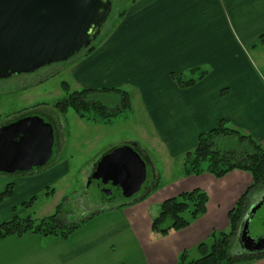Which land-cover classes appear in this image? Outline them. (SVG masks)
I'll return each mask as SVG.
<instances>
[{"label":"crops","instance_id":"1","mask_svg":"<svg viewBox=\"0 0 264 264\" xmlns=\"http://www.w3.org/2000/svg\"><path fill=\"white\" fill-rule=\"evenodd\" d=\"M138 1L104 42L67 67L75 81L103 92L137 87L145 115L172 145L194 149L198 136L224 119L264 146V0ZM173 73L197 80L181 87ZM62 153L36 172L0 173V192L14 185L13 196L0 202V224L69 173ZM252 182L249 172L238 169L222 178L184 175L158 202L161 208L182 192L206 191V213L188 227L152 234L159 213L151 210V195L159 186L144 200L99 209L66 239L32 232L0 238V264H175L183 252L197 259L199 244L209 242L213 231L228 230L229 212ZM247 264H264V258Z\"/></svg>","mask_w":264,"mask_h":264},{"label":"rangeland","instance_id":"2","mask_svg":"<svg viewBox=\"0 0 264 264\" xmlns=\"http://www.w3.org/2000/svg\"><path fill=\"white\" fill-rule=\"evenodd\" d=\"M134 2L135 0H113L111 13L92 44L93 46L97 47L113 33L122 22L124 13L134 5ZM85 51L86 49L82 50L69 61L48 65L34 73L17 74L0 79V126L20 119L21 116H37L43 119L44 122L53 125L55 133L53 156L48 164L58 156L59 149L63 152L62 159H67L70 163L69 173L63 179L57 180L51 187L37 194H32L35 198L30 196L23 201L17 207L14 217L30 216L39 221L54 214L60 204H65L67 212L64 213V217L68 220H79L104 208L105 206H96L104 202H102L96 182L88 181L85 173L94 170L103 151L115 146L138 143L149 158L146 166L149 172L148 181L145 185L149 181L152 183L151 187L146 189V193H143L144 189H141L133 197L116 198L115 203L138 200L144 194H151L152 188L158 185L160 186L158 191H153L151 195L155 200L151 210H157L159 213L158 201L168 193L174 182L184 176L186 153L193 149L189 150L187 145L182 147L178 144L172 145L170 140H166L155 131L150 117H147L143 111V102L137 87L130 84L123 87L132 95L133 110L112 117L110 122L102 117H97L95 120L93 116L97 113L94 110L89 114L90 119L79 117L73 110H69L66 114L57 111L55 104L68 93L64 88V83L69 85V92L83 90L72 77L71 72L66 69L73 64L76 58L84 55ZM92 98L106 104L109 109L117 108L121 104L120 95L113 91L103 92L97 89ZM227 126L232 127L228 124ZM239 132L246 135L241 130ZM215 141L218 149L230 151L239 156L251 150L250 142L237 135H220ZM135 150L140 154L142 152L136 148ZM206 165V163L203 164L204 167ZM152 178L157 181L154 186ZM253 203L252 200L249 201L245 214ZM12 218L13 216L8 219ZM249 234L254 239L264 236V205L250 221ZM245 252L241 248L237 250L236 246V255Z\"/></svg>","mask_w":264,"mask_h":264},{"label":"water","instance_id":"3","mask_svg":"<svg viewBox=\"0 0 264 264\" xmlns=\"http://www.w3.org/2000/svg\"><path fill=\"white\" fill-rule=\"evenodd\" d=\"M112 10L111 0H0V79L29 74L69 61L100 34ZM54 127L37 116L0 126V173L22 174L49 165ZM130 145V146H128ZM117 146L100 156L89 181L102 201L133 197L147 179V160L137 143ZM264 205V189L241 220L237 242L247 254L264 252V236L254 239L249 223Z\"/></svg>","mask_w":264,"mask_h":264},{"label":"trees","instance_id":"4","mask_svg":"<svg viewBox=\"0 0 264 264\" xmlns=\"http://www.w3.org/2000/svg\"><path fill=\"white\" fill-rule=\"evenodd\" d=\"M260 40L261 43H264V34L260 36ZM95 48V46L91 45L90 48L86 49L84 55L90 54ZM172 75L181 87L191 86L197 80L196 78L184 79L181 73H173ZM203 75L204 73H200L198 77ZM64 88L68 93L55 104L57 111L61 114H66L69 110H73L79 117L90 119L89 114L94 110L97 113V115L93 116L94 119L102 117L110 122L112 117L132 109L130 93L126 90H111L120 95L121 104L117 108L109 109L106 104L95 101L92 98L95 90L83 89L69 92L67 83H64ZM220 135H237L243 140L247 139L250 142L251 150L241 156L230 151L220 150L216 147L215 141ZM115 147L103 151L102 155ZM135 148L142 151L141 155H144L145 157H143L149 161L148 155L138 143ZM204 163L207 164L205 167L203 166ZM236 169L249 172L253 182L229 212L228 230L213 231L209 242L199 244L198 250L201 253V257L189 260L187 252H183L175 264H247L264 258V252L256 255L247 254L246 252L241 255L235 254L236 244L238 246L239 226L247 210L248 203L255 193L264 189V146L251 136L243 135L238 130L228 127L227 120L222 119L217 127L198 136L197 146L186 153L184 160L185 176L201 175L207 172L216 178H222ZM155 182L157 184V181H154L153 186ZM157 187L158 185H155L152 190L155 191ZM13 191L14 185L9 184L0 192V202L12 197ZM149 195L150 193L144 194L138 200H144ZM138 200H127L129 203L124 201L120 203V206L135 203ZM208 202L209 196L207 192L200 188L185 191L164 200L158 216L153 219L152 234L163 236L171 231L188 227L194 220L206 213ZM116 204L118 203L112 202L105 207ZM66 212L65 204H60L54 214L39 221L34 220L30 216L24 218L15 216L0 224V238H6L11 235L22 236L32 232L66 239L82 228L87 221L98 215L100 211H95L79 220H68L64 217Z\"/></svg>","mask_w":264,"mask_h":264},{"label":"flooded vegetation","instance_id":"5","mask_svg":"<svg viewBox=\"0 0 264 264\" xmlns=\"http://www.w3.org/2000/svg\"><path fill=\"white\" fill-rule=\"evenodd\" d=\"M111 2H112V4H113V0H111ZM94 43V42H93ZM92 43V44H93ZM91 44V45H92ZM91 45H90V47H91ZM89 47V48H90ZM88 49V48H87ZM21 117H23V116H21ZM15 121V120H14ZM91 173H92V171H90L88 174H86V177H87V179H88V181H89V178H90V176H91ZM149 174V172H147V175ZM152 174V173H151ZM148 181V178L146 179V181H145V183ZM154 181V178H152V182ZM145 183H144V185L142 186V189H144L142 192L143 193H145V191H146V189H148L149 187H151V185H152V183H151V181H149V183L147 184V185H145ZM102 202H104L103 204H99V205H96V206H99V207H102V206H106L107 204H111L112 202H115V200H111V201H102ZM238 243V242H237ZM241 247L238 245L237 246V250L238 249H240ZM242 249V248H241Z\"/></svg>","mask_w":264,"mask_h":264}]
</instances>
